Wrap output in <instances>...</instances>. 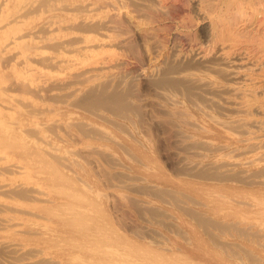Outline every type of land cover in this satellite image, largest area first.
<instances>
[{
  "label": "rangeland",
  "instance_id": "rangeland-1",
  "mask_svg": "<svg viewBox=\"0 0 264 264\" xmlns=\"http://www.w3.org/2000/svg\"><path fill=\"white\" fill-rule=\"evenodd\" d=\"M31 1L32 0H19V1L18 0H8L7 2V0H0V39L5 38L7 36L6 34L9 33L8 35H10L13 32L21 28L25 30L24 28H27V27L31 28V27L36 26L39 28L40 26V28L45 31V28H43L42 24H43V20L48 19L49 22H47L45 25L46 26L50 25L51 27H53L52 28L53 30L51 31L48 30L49 31L48 39H51V40L55 39V41L53 40L55 42V43L53 42L54 47H58L60 38L62 39L67 38V36L68 37L71 36L72 32L77 31V30H78V33H82L83 31L89 32L90 30L95 32L97 28L101 27L102 22L103 23L104 21L106 22L107 18H109L108 15L111 12L120 11L119 12L120 14L117 13L118 17L117 16L116 17L118 19L117 18L114 19L116 23L113 22V24L118 27L116 28L115 26V30L110 31L108 35H105L104 41L99 42L100 45H97L98 47L94 46L96 47V49L92 47L93 49L92 48L90 49H92L93 51L91 50L87 51V49L79 50L76 52V54L73 57L74 61L72 60V61H69L68 64L65 63L59 66L60 69L63 66L61 69L62 71L65 69V66L67 68L61 73L59 82L58 80H53L51 82V87L55 86L54 90L55 92H58L56 93V95L52 97L49 95L45 96L41 94L39 96L36 94L28 93L27 89H24L25 91L24 90L22 91L23 93L25 92L29 96H31L32 103L30 102V104L27 106V109L22 108L20 105L17 106L18 104L14 100L10 99V97H8L7 92L6 91L4 92V88H3L4 85L2 83L4 81H7V83L11 82V80L13 79L14 76L12 75L13 73L12 67L14 64H12V62L10 61L6 67L2 66L0 68L1 69L0 70V91H1L0 92V118L1 120H3V122L0 123L1 125L0 126V153H4L6 155V157L3 159L4 162L3 160L2 161L0 160V182H1L0 184H10V186L8 187L9 189L7 188L6 189L7 191L5 193H0V224H1L0 225V230H1L0 231V237H1L0 238V264H8V263L9 264H42V263L43 264H69V263L70 264H137L136 262H138V264H212V263L213 264H227V263L228 264H256V263L264 264V249H263L264 248V226H263L264 225V179H263L264 170H262V168L264 169V155L263 157L260 156L259 157L260 159H258V157L255 158L254 153H252L253 151L254 152L258 151L259 148L264 150V145H263L264 136L258 135V138H257V135H256V134H259L258 128L264 127V120L263 122L261 121L260 125L263 124L262 126H253V128L251 126V121L254 118L252 116H256L258 118L260 117L261 119H264V114L263 112H260V115L258 114L254 115L253 111L251 113L248 111V114H246L245 112L240 113L238 111V105L237 104L235 105L234 100H237V98L239 99V96H238L239 94H236L237 95V98H236V96H234V94L232 93L233 91H232V88L230 87L231 81L229 80L228 82L229 74L227 73L228 71L226 70V67L222 65L220 66L218 65L217 67H214L215 69L212 67L215 70V72H213V69H210V71L212 70L211 73L213 74V78L217 80V83H216L217 85L215 84V82H213L214 84L213 85L212 81L207 79L205 74H203L202 70L203 71L205 70L206 68L205 65L206 66H209L208 64L211 65L213 61H216V59L211 61L212 63L210 62L206 63L204 59H201V58L198 59L196 58V56L192 54L193 49H196L199 46L196 44H198L202 40V35L204 34V32H202L201 20L199 21L198 19L199 10L198 9L196 10L194 8L192 1L191 0H156L155 2V0L154 1L124 0L122 2L123 4L118 3V1L116 0H109V1L106 0L107 2L105 0H100V1L99 0L97 1L96 0H87V1L86 0H78V1L77 0H54V1L49 0L48 1L47 0L48 2H46V0H42V1L33 0L32 2ZM158 1L159 2L161 1L163 4L161 2L159 4ZM172 1L173 3L171 4ZM25 2H27V4L29 3L30 7L32 8L34 6L35 7L34 10L32 9L31 13H28L27 18H24L25 22L16 23V21H11L10 20L11 15L15 12V10H17V8L22 3H25ZM139 2H141L142 4H140ZM37 3H40V4H37ZM74 3H76L77 6L79 5L78 8H76L77 6H75ZM88 3L91 6L99 5L100 7L98 6V8H95V9H93L92 7L93 10L92 9L84 10L85 8L82 7L83 6L82 4H84L85 6ZM98 3H101V4H98ZM103 3L104 5L105 4L106 5L103 6L102 5ZM148 4L149 5L151 4V5L149 6ZM35 5H38L39 7L41 6L40 8H38L37 6L39 10L36 8ZM54 5L57 6L58 8L54 7ZM73 5L75 9L73 8ZM172 5H175V6H172ZM6 6L7 7L9 6V7L6 8ZM153 6L155 8H153ZM135 7H138L137 8L138 10ZM142 7L144 8V10ZM79 9L81 11H79ZM158 9L160 10V12L157 11ZM164 9H167V10H164ZM183 9H185V11ZM132 10H133V13H132ZM135 10L138 13L139 12L140 13L137 15H134L137 13ZM193 10L196 12H194ZM35 11H36V14H35ZM59 11H61V13ZM146 12H148V14L150 13L151 15L150 14L147 15ZM59 14L61 16H59ZM121 14H122V17H120ZM153 14L156 15L157 19L154 17ZM165 14L169 16H166ZM171 14H173L174 16ZM175 14H177L178 16L177 15L175 16ZM195 14L197 15L195 16ZM101 15H103L104 17ZM139 15H142L141 16L142 18ZM4 18L6 19V21L4 20ZM87 19L89 21H87ZM125 19L126 21H124ZM121 20L123 22H121ZM84 22L88 23L86 27H85ZM6 23H8L9 25ZM69 23L70 25H68ZM131 23L132 25H130ZM54 25L56 26V29ZM134 25L137 27H135ZM124 26L127 27L128 29H126ZM131 27L132 29H129ZM147 27H148V30H147ZM123 28L125 29V33H121L124 30ZM176 34H177V37H176ZM124 36L126 40H124ZM163 37L165 39H163ZM97 38L98 36L96 37L94 36L93 42H97L98 40ZM118 38L120 40L121 38H123V40H121L122 42L119 41ZM26 39H28V37ZM153 39H154V42H153ZM56 40L59 42H57ZM109 40L111 41V43ZM131 42L132 43L134 42L133 43L134 45L131 44ZM30 49L34 50V47ZM54 49L56 50L57 48H52L51 50L55 52ZM9 52L10 50H6L4 52L0 50V54L2 53L4 55H7V54L9 55L10 54ZM129 52H132L133 55L128 57V54L131 55ZM183 52H185L186 55ZM213 52H216V51L214 50ZM86 53L88 55H86ZM93 54L95 55V57H93L94 56ZM190 54L192 55V57ZM91 56L93 58H91ZM78 59L81 61H79ZM82 59H85L86 61ZM105 60L109 63V65H107V62ZM198 60H199V63L197 62ZM12 61L14 63V60ZM96 61L98 64L96 63ZM130 61H132L133 64L132 62L130 63ZM100 62L103 64L101 65ZM127 62L129 65L126 64ZM92 63H95L94 66ZM104 63L107 69L103 67ZM111 63L113 64V66L110 65ZM193 63L198 64V65H193ZM69 64L70 65L74 64V65L70 66ZM90 64H92V66ZM99 66L102 67L101 70H100L101 67ZM120 66H122L124 69L123 68L119 69ZM132 67H133V70H131ZM136 67L138 70L136 69ZM220 67L222 68L224 67L225 69L221 68L220 69L221 71L219 72ZM84 68H87V69L89 68V69L86 71H83ZM183 69H185V71L181 74L180 71ZM216 70L220 74L216 73ZM222 70L223 71L225 70L224 71L225 74L224 72L223 74H221ZM4 71L7 73V75ZM73 71L74 72L76 71V73H74ZM82 71L85 72V74ZM124 72H125V75H124ZM90 73H93V75L91 74L90 76ZM226 74L228 78L225 76ZM64 75L66 78L64 77ZM224 76L225 78H223ZM69 77H72V78H69ZM197 77H200V78H197ZM7 78H9L10 80ZM69 80L71 81L69 82ZM203 80H205V82L201 83L203 82ZM101 81L104 83H102ZM60 82L61 83L63 82V84L61 85ZM106 82L107 84H105ZM57 83H59L60 85H58ZM219 84L221 85L222 89L221 88L217 89V87H220ZM73 86H74V89H73ZM226 86L227 88H225ZM205 87H207V89ZM204 95H206V97ZM222 97L223 99H221ZM36 98L37 99L39 98L38 99L39 101ZM230 99H232L233 102ZM206 101L207 102L209 101L208 103L210 104H208ZM212 101H214L216 104ZM42 102H44L45 104ZM8 103H10L9 105L12 106V108L1 107L2 104H8ZM51 104H53V106ZM211 104H214V106ZM228 110L230 111L232 110V112H228ZM233 112L235 114H232ZM213 114L215 116H213ZM56 115L58 116V118ZM209 117L210 119L212 118V120H210ZM113 119L116 121H114ZM122 120L125 122H123ZM191 121L193 122V124ZM242 121H243V125H242ZM214 122H217V123H214ZM32 123L33 124L35 123L34 126ZM64 125H66V128L62 127ZM117 126L119 127L117 128ZM219 126L221 128H219ZM26 127L28 128L31 127V129H25ZM254 127H258V128L256 129ZM53 129L56 130V131L54 130L55 133L52 131ZM82 129L84 130L81 131ZM239 129L242 131H240ZM250 129H252L253 132H251ZM12 130L14 131L12 132ZM254 130H258V132L255 133ZM44 131H46L45 133L48 132L50 134L51 141L57 147L56 152H54L53 154H47L43 149H41L38 146V144L35 141H33L34 138H39L40 136H42L44 134L43 133ZM235 131H238V132L235 133ZM245 131H246V134L244 133ZM248 131H250L252 134H250V132ZM34 132L35 134H33ZM254 135L256 136V138ZM4 138L6 139L7 142L4 140ZM242 138L243 140H241ZM202 139H204V141H202ZM247 139H250V140L248 141ZM77 140L79 143L77 142ZM254 140H257V141H254ZM260 142L262 143V145H260L261 144ZM119 144L120 145L122 144L121 145L122 148ZM204 144L207 145L208 148H205L206 146ZM33 146L34 147L36 146V147L34 148ZM198 146H200V148ZM255 146L256 148L254 150ZM12 148L14 149V151ZM139 149L141 150L139 151ZM66 151H71V152L66 153ZM231 151L233 152L231 153ZM124 152L127 154H125ZM65 153L67 154V157H65ZM60 154L61 155L63 154L65 158L62 159L60 157ZM110 156H112V158ZM69 157H72L73 159L71 161H68L67 158ZM219 158L221 160H219ZM210 161L212 163H210ZM218 161H220L224 167ZM9 162H15L19 164L22 167V170H21L22 172H20L21 174L15 173L17 174L15 175L14 173L12 174L6 171L3 167L5 166V164ZM76 162L78 163L76 164ZM215 163H218V166ZM213 166L214 167L217 166V167H215L214 169ZM258 169L261 173L257 171ZM96 171H99V172H96ZM30 176L31 178H29ZM127 177H128V180H127ZM220 179H223V181ZM44 181H46V183ZM57 181H59V183H57ZM246 181L248 183H246ZM251 181L254 183H252ZM15 183L16 184L19 183V185H16ZM31 184L37 188L36 191L31 190L29 187L27 188V186L29 185L31 186ZM22 185L23 186L25 185L24 186L25 188H23ZM118 189L119 191L120 190L121 191L119 192ZM208 191L211 192L212 194L209 193ZM34 194L37 196L34 197ZM124 195H128V196H124ZM179 199L180 200L182 199V201H179ZM191 200L192 201L194 200V201L192 202ZM43 202L45 203L43 204ZM100 203H102V205ZM50 204L51 205L53 204V205L51 206ZM8 205L10 206L12 205L13 207H10ZM29 206H32V207H29ZM120 208H124V209H120ZM69 209L71 211L73 209V211L71 212ZM189 209L191 210L189 211ZM120 211L122 215L119 214ZM63 214H65L66 216ZM245 214H248V215H245ZM15 215L19 218H17ZM119 217H120V220H119ZM86 220L89 223L86 222ZM12 221H15V222L12 223ZM258 223L260 224V227ZM13 224H15L16 226ZM220 226L221 228H219ZM256 227H259V228L257 229ZM225 228L227 229L226 232H225ZM245 228H247L246 229L247 231L245 230ZM243 229L245 232L243 231ZM214 234L216 235L213 236ZM58 235L60 236L58 237ZM232 235L234 237H232ZM27 236H28V239H27ZM61 238H63V240ZM9 243H13L15 245V249L9 247L7 245ZM40 245H42V247H40ZM192 246H195L196 248ZM65 247H67L68 249ZM52 249L54 250L52 251ZM71 250L73 251L71 252ZM30 252H31V255L29 254ZM61 253L64 256H62ZM204 255H206V257Z\"/></svg>",
  "mask_w": 264,
  "mask_h": 264
},
{
  "label": "bare ground",
  "instance_id": "bare-ground-1",
  "mask_svg": "<svg viewBox=\"0 0 264 264\" xmlns=\"http://www.w3.org/2000/svg\"><path fill=\"white\" fill-rule=\"evenodd\" d=\"M19 1V0H18ZM33 1V0H32ZM31 1V2H32ZM42 1V0H41ZM49 1V0H48ZM47 0H46V2H48ZM54 1V0H53ZM78 1V0H77ZM87 1V0H86ZM97 1V0H96ZM100 1V0H99ZM106 1V0H105ZM109 1V0H108ZM116 1H118V3H122L124 0H116ZM151 1H154V0H151ZM192 1V4H193V6H194V8L197 10H199V17H198V19H199V21L201 20V23H202V32H204V34L202 35V40L198 43V41H197V43L198 44H196V45H199L196 49H193V52H192V54L194 55V56H196V58H201V59H204V61H206V63H212L211 61H213V60H215L216 59V61H213V63L210 65V64H208L209 66H206L205 64V70L203 71L202 70V72H203V74H205V76H206V78L207 79H209V80H211L212 81V84H213V82H215V84L217 83V80H215L214 78H213V74L211 73L212 72V70L210 71V69H213L214 67H217L218 65L220 66V65H222V66H224V67H226V70L228 71L227 73L229 74V79H228V82H229V80L231 81V85L233 86H231L230 85V87L232 88V93L234 94V96H236V98H237V95L236 94H239L238 96H239V99L237 98V100H234V103H235V105L237 104L238 105V111L240 112V113H242V112H245L246 114H248V111L251 113L252 111H253V113H254V115L255 114H258V115H260V112H263V114H264V0H191ZM2 2V1H1ZM7 2H8V0H7ZM28 2V1H27ZM27 2H25V3H22L18 8H17V10H15V12L11 15V17H10V20L11 21H16V23L18 22V23H21V22H25V20H24V18H27V16H28V13H31V10L33 9L34 10V6H33V8L32 7H30V5H29V3L27 4ZM36 2H38V1H36ZM40 2V1H39ZM52 2V1H51ZM107 2V1H106ZM128 2V1H127ZM155 2H156V0H155ZM159 2V1H158ZM161 2V1H160ZM160 2H159V4H160ZM179 2V1H178ZM183 2V1H182ZM187 2V1H186ZM5 3V2H4ZM20 3V2H19ZM43 3H45V2H43ZM63 3V2H62ZM140 4H142L141 2H139ZM151 3H153V2H151ZM162 3V2H161ZM170 3V2H169ZM168 3V4H169ZM173 3V1L171 2V4ZM10 4V3H9ZM15 4V3H14ZM37 4H40V3H37ZM54 4V3H53ZM52 4V5H53ZM72 4V3H71ZM78 4V3H77ZM98 4H101V3H98ZM109 4H111V3H109ZM123 4V3H122ZM121 4V5H122ZM127 4V3H126ZM125 4V5H126ZM129 4V3H128ZM137 4V3H136ZM163 4V3H162ZM167 4V5H168ZM180 4V3H179ZM178 4V5H179ZM184 4H185V2H184ZM1 5H2V3H1ZM51 5V6H52ZM69 5V4H68ZM74 5L75 6H77L76 5V3H74ZM74 5H73V8L75 9V7H74ZM83 6V8H85L84 10H91L92 9V7H93V9H95V8H98V6L99 5H97V6H91L89 3L88 4H86L85 6H84V4H82ZM103 6H105L104 5V3L102 4ZM145 5V4H144ZM149 5V4H148ZM151 5V4H150ZM149 5V6H150ZM154 5H156V4H154ZM187 5V4H186ZM188 5H189V3H188ZM15 6V5H14ZM36 6V8H37V6L38 5H35ZM79 6V5H78ZM78 6L76 7V8H78ZM139 6V5H138ZM143 6V5H142ZM159 6V5H158ZM172 6H175V5H172ZM191 6V5H190ZM192 6V7H193ZM9 7V6H8ZM7 6H6V8H8ZM41 7V6H40ZM39 6H38V8H40ZM48 7V6H47ZM54 7H57V6H55L54 5ZM100 7V6H99ZM102 7V6H101ZM126 7H128V6H126ZM126 7H124V8H126ZM160 7V6H159ZM161 7H163V6H161ZM170 7V6H169ZM5 8V9H6ZM37 8V9H38ZM50 8V7H49ZM48 8V9H49ZM58 8V7H57ZM65 8V7H64ZM69 8V7H68ZM81 8V7H80ZM131 8V7H130ZM136 9L138 8V7H135ZM140 8V7H139ZM143 8V7H142ZM147 8V7H146ZM151 8V7H150ZM153 8H155L154 6H153ZM165 8V7H164ZM185 8V7H184ZM42 9V8H41ZM66 9H67V7H66ZM73 9V10H74ZM82 9V8H81ZM92 9V10H93ZM101 9V8H100ZM116 9V8H115ZM121 9V8H120ZM122 9H123V7H122ZM132 9V8H131ZM130 9V10H131ZM148 9V8H147ZM163 9V8H162ZM161 9V10H162ZM173 9V8H172ZM194 9V10H195ZM2 10V9H1ZM39 10V9H38ZM53 10H55V9H53ZM61 10H62V8H61ZM104 10V9H103ZM117 10V9H116ZM138 10V9H137ZM143 10H144V8H143ZM164 10H167V9H164ZM175 10V9H174ZM184 11H185V9H183ZM182 10V11H183ZM189 10V9H188ZM187 10V11H188ZM193 10V11H194ZM4 11V10H3ZM11 11V10H10ZM14 11V10H13ZM37 11V10H36ZM36 11H35V14H36ZM47 11V10H46ZM79 11H81L80 9H79ZM110 11V10H109ZM124 11V10H123ZM136 11V10H135ZM141 11V10H140ZM146 11V10H145ZM153 11V10H152ZM155 11V10H154ZM157 11H159L160 12V10L158 9ZM163 11V10H162ZM192 11V10H191ZM41 12H42V10H41ZM43 12H44V10H43ZM48 12V11H47ZM60 13H61V11H59ZM64 12V11H63ZM72 12V11H71ZM77 12V11H76ZM93 12V11H92ZM120 12V11H119ZM118 11H115V12H111L108 16H109V18H107V20H106V22L104 21V23L102 22V24H103V26H102V24H101V27L100 28H97L96 30H95V32L94 31H89V32H87V31H83L82 33H78V30L77 31H74V32H72V34H71V36H67V38H60V42L59 41H57V42H59L58 44H59V46L58 47H54V41H55V39H53V40H51V39H48L49 38V35H48V32L49 31H51V30H53L52 28L53 27H51L50 25H45L47 22H49V20L47 19V20H43V24H42V26H43V28H45V31L43 30V29H41L40 28V26H39V28L38 27H36V26H34V27H31V28H29V27H27V28H24L25 30H23L22 28L21 29H19V30H17V31H15V32H13L12 34H10V35H8V34H6L7 36L5 37V38H1L0 39V50L1 51H6V50H10V54L8 55H4V54H0V68L2 67V66H4V67H6L7 66V64L11 61L12 62V64H14L13 65V73H12V75L14 76L13 77V79L11 80V82H8L7 83V81H4L2 84L4 85V92L6 91L7 92V94H8V97H10V99H12V100H14L18 105L17 106H21L22 108H24V109H27V106L30 104V102L32 101L31 100V96H29L27 93H23L22 91L24 90V89H27V91H28V93H31V94H36V95H49V96H54V95H56V93H58V92H55V90H54V88H55V86H53V87H51V82L53 81V80H58V82H59V80H60V77H61V73L67 68L65 65V69L62 71L61 69H62V67H61V69L59 68V66H61L62 64H65V63H67L68 64V62L69 61H72L73 60V57H74V55L76 54V52L77 51H79V50H82V49H87V51H89V50H91V51H93L92 49V47H94V46H97V45H100V43L99 42H101V41H104V36L105 35H108V33H110V31H113V30H115V26L116 25H114L113 24V22H115L114 21V19H116L117 17H118V14L117 13H119ZM122 12V11H121ZM125 12V11H124ZM137 12V11H136ZM173 12V11H172ZM194 12H196V11H194ZM53 13V12H52ZM69 13V12H68ZM87 13V12H86ZM85 13V14H86ZM107 13V12H106ZM123 13V12H122ZM129 13V12H128ZM132 13H133V10H132ZM140 13V12H139ZM138 12L136 13V14H134V15H137V14H139ZM153 13V12H152ZM156 13V12H155ZM158 13V12H157ZM186 13V12H185ZM185 13H184V15H185ZM192 13V12H191ZM34 14V13H33ZM71 14V13H70ZM84 14V15H85ZM102 14V13H101ZM120 14V13H119ZM127 14V13H126ZM130 14V13H129ZM146 14L147 15H149L148 14V12H146ZM167 14V13H166ZM165 14V15H166ZM188 14V13H187ZM10 15V14H9ZM42 15V14H41ZM49 15H51V14H49ZM54 15V14H53ZM64 15V14H63ZM87 15V14H86ZM91 15V14H90ZM151 15V14H150ZM154 15V14H153ZM171 15H173V14H171ZM170 15V16H171ZM177 14H175V16H176ZM181 15V14H180ZM197 14H195V16H196ZM36 16V15H35ZM59 16H61L60 14H59ZM100 16V15H99ZM101 16H103V15H101ZM117 16V17H116ZM127 16V15H126ZM140 17L142 16V15H139ZM138 16V17H139ZM166 16H169V15H166ZM174 16V15H173ZM178 16V15H177ZM192 16V15H191ZM84 17V16H83ZM82 17V18H83ZM104 17V16H103ZM120 17H122V14H121V16ZM132 17V16H131ZM138 17H137V19H138ZM154 17L156 18V15H154ZM153 17V18H154ZM161 17V16H160ZM181 17V16H180ZM184 17V16H183ZM189 17V16H188ZM69 18H71V17H69ZM86 18V17H85ZM92 18V17H91ZM126 18V17H125ZM142 18V17H141ZM143 18H144V16H143ZM158 18H159V16H158ZM165 18V17H164ZM176 18V17H175ZM174 18V19H175ZM187 18V17H186ZM191 18V17H190ZM3 19V18H2ZM45 19V18H44ZM95 19V18H94ZM102 19V18H101ZM118 19V18H117ZM124 19V18H123ZM127 19H129V18H127ZM157 19V18H156ZM161 19V18H160ZM182 19V18H181ZM193 19V18H192ZM4 20L6 21V19L4 18ZM63 20V19H62ZM70 20V19H69ZM79 20H80V18H79ZM78 20V21H79ZM97 20H98V18H97ZM133 20V19H132ZM163 20V19H162ZM190 20V19H189ZM42 21V20H41ZM54 21V20H53ZM71 21V20H70ZM86 21V20H85ZM87 21H89L88 19H87ZM86 21V22H87ZM91 21V20H90ZM94 21V20H93ZM103 21V20H102ZM124 21H126V19L124 20ZM131 21V20H130ZM130 21H129V23H130ZM139 21V20H138ZM144 21V20H143ZM156 21V20H155ZM159 21V20H158ZM184 21V20H183ZM1 22H2V20H1ZM7 22H8V20H7ZM52 22V21H51ZM77 22V21H76ZM80 22H82V21H80ZM95 22V21H94ZM99 22V21H98ZM117 22H118V20H117ZM120 22V21H119ZM121 22H123L122 20H121ZM133 22V21H132ZM140 22V21H139ZM154 22V21H153ZM162 22V21H161ZM180 22H181V20H180ZM85 23V22H84ZM84 23H83V25H84ZM116 23V22H115ZM126 23V22H125ZM134 23V22H133ZM147 23V22H146ZM184 23V22H183ZM189 23V22H188ZM6 24H8V23H6ZM12 24V23H11ZM14 24H15V22H14ZM49 24V23H48ZM51 24V23H50ZM74 24V23H73ZM80 24V23H79ZM88 23H85V27H86V25H87ZM89 24H91V23H89ZM124 24V23H123ZM151 24V23H150ZM167 24V23H166ZM190 24V23H189ZM1 25H2V23H1ZM9 25V24H8ZM65 25H66V23H65ZM64 25V26H65ZM68 25H70V23L68 24ZM96 25H97V23H96ZM119 25V24H118ZM128 25V24H127ZM130 25H132V23L130 24ZM137 25V24H136ZM142 25H143V23H142ZM163 25V24H162ZM165 25V24H164ZM191 25H192V23H191ZM38 26V25H37ZM55 26V25H54ZM120 26V25H119ZM135 26V25H134ZM138 26V25H137ZM137 26H135V27H137ZM149 26H151V25H149ZM60 27V26H59ZM67 27V26H66ZM69 27V26H68ZM74 27V26H73ZM82 27V26H81ZM87 27H89V26H87ZM118 26H116V28H117ZM122 27V26H121ZM125 27V26H124ZM129 27V26H128ZM156 27V26H155ZM6 28V27H5ZM8 28V27H7ZM63 28V27H62ZM80 28V27H79ZM126 29H128L127 27H125ZM182 28H184V27H182ZM194 28V27H193ZM200 28V27H199ZM3 29H4V27H3ZM10 29V28H9ZM26 29H28V30H26ZM39 29H41V30H39ZM55 29H56V26H55ZM61 29V28H60ZM70 29V28H69ZM85 29V28H84ZM90 29H91V27H90ZM119 29H120V27H119ZM124 29V28H123ZM129 29H132V27L131 28H129ZM138 29V28H137ZM142 29V28H141ZM188 29H190V28H188ZM16 30V29H15ZM49 30V31H48ZM64 30H65V28H64ZM94 30V29H93ZM140 30V29H139ZM147 30H148V27H147ZM151 30V29H150ZM157 30V29H156ZM161 30V29H160ZM164 30V29H163ZM166 30V29H165ZM198 30V29H197ZM63 31V30H62ZM72 31H73V29H72ZM117 31V30H116ZM116 31H115V33H116ZM119 31H121V30H119ZM132 31V30H131ZM153 31V30H152ZM68 32V31H67ZM69 32H70V30H69ZM87 32V33H86ZM189 32V31H188ZM61 33H63V32H61ZM95 33V34H94ZM113 33V32H112ZM121 33H125V29L123 30V32H121ZM179 33H180V31H179ZM183 33H185V32H183ZM2 34H3V32H2ZM120 34V33H119ZM141 34V33H140ZM155 34H156V32H155ZM202 34V33H201ZM114 35V34H113ZM116 35V34H115ZM118 35V34H117ZM125 35V34H124ZM128 35V34H127ZM135 35V34H134ZM147 35V34H146ZM192 35V34H191ZM195 35V34H194ZM94 36L96 37V36H98V40H97V42H93V38H94ZM111 36V35H110ZM144 36V35H143ZM152 36V35H151ZM179 36V35H178ZM197 36V35H196ZM28 37V39H26ZM117 37V36H116ZM127 37V36H126ZM138 37V36H137ZM155 37V36H154ZM176 37H177V34H176ZM181 37V36H180ZM58 38V37H57ZM139 38V37H138ZM144 38V37H143ZM196 38V37H195ZM96 39V38H95ZM110 39V38H109ZM128 39H129V37H128ZM146 39V38H145ZM163 39H165L164 37H163ZM187 39V38H186ZM199 39V38H198ZM84 40V41H83ZM118 40L119 41H121V40H123V38H121V40L118 38ZM124 40H126L125 39V36H124ZM96 41V40H95ZM110 41V40H109ZM119 41H118V43H119ZM131 41H133V40H131ZM158 41V40H157ZM30 42V43H29ZM54 42V43H53ZM114 42V41H113ZM122 42V41H121ZM153 42H154V39H153ZM181 42H183V41H181ZM110 43H111V41H110ZM134 43V42H133ZM132 42H131V44H133ZM57 44V43H56ZM55 44V45H56ZM108 44V43H107ZM115 44H116V42H115ZM181 44H183V43H181ZM102 45V44H101ZM111 45H113V44H111ZM118 45H120V44H118ZM117 45V46H118ZM134 45V44H133ZM165 45V44H164ZM193 45V44H192ZM192 45H191V47H192ZM105 46V45H104ZM110 46V45H109ZM127 46H129V45H127ZM186 46V45H185ZM34 47V50H31L30 48H33ZM98 47V46H97ZM112 47V46H111ZM52 48H57L56 50H55V52H53L51 49ZM90 48H92V49H90ZM95 49H96V47H94ZM118 48V47H117ZM124 48V47H123ZM130 48V47H129ZM133 48V47H132ZM15 49V50H14ZM104 49V48H103ZM110 49V48H109ZM125 49V48H124ZM134 49V48H133ZM137 49V48H136ZM101 50V49H100ZM122 50V49H121ZM120 50V51H121ZM161 50V49H160ZM159 50V51H160ZM216 51V52H213V51ZM117 51V50H116ZM32 52V53H31ZM81 52V51H80ZM119 52V51H118ZM117 52V53H118ZM133 52V51H132ZM132 52H129L131 55H129L128 53V57L129 56H132L133 54H132ZM181 52V51H180ZM213 52V53H212ZM30 53V54H29ZM120 53H122V52H120ZM168 53V52H167ZM182 53V52H181ZM184 54H185V52H183ZM92 54V53H91ZM90 54V55H91ZM109 54V53H108ZM115 54H116V52H115ZM114 54V55H115ZM82 55H83V53H82ZM81 55V56H82ZM86 55H88L87 53H86ZM94 55V54H93ZM123 55V54H122ZM186 55V54H185ZM184 55V56H185ZM191 55V54H190ZM116 56V55H115ZM114 56V57H115ZM117 56H118V54H117ZM138 56V55H137ZM161 56V55H160ZM57 59H55V58ZM77 57V56H76ZM93 57H95V55L93 56ZM92 56H91V58H93ZM123 57V56H122ZM124 57H126V56H124ZM135 57V56H134ZM164 57V56H163ZM181 57V56H180ZM186 57V56H185ZM188 57V56H187ZM191 57H192V55H191ZM82 58V57H81ZM87 58V57H86ZM106 58V57H105ZM110 58V57H109ZM119 58V57H118ZM190 58V57H189ZM194 58V57H193ZM213 58V59H212ZM77 59V58H76ZM102 59V58H101ZM122 59V58H121ZM128 59V58H127ZM151 59V58H150ZM154 59V58H153ZM12 60H14V63H13V61ZM79 60V59H78ZM82 60H85V59H82ZM118 60V59H117ZM74 61V60H73ZM79 61H81V60H79ZM86 61V60H85ZM85 61H84V63H85ZM99 61V60H98ZM101 61V60H100ZM106 61V60H105ZM121 61V60H120ZM126 61V60H125ZM179 61V60H178ZM91 62V61H90ZM107 62V61H106ZM111 62V61H110ZM129 62V61H128ZM128 62L126 63L127 65H129L128 64ZM132 61H130V63H131ZM193 62V61H192ZM195 62V61H194ZM198 63H199V60L197 61ZM81 63V62H80ZM83 63V62H82ZM96 63H97V61H96ZM101 63V62H100ZM136 63V62H135ZM203 63V62H202ZM205 63V62H204ZM11 64V65H12ZM93 64V66H94V64L95 63H92ZM92 64H90L91 66H92ZM98 64V63H97ZM103 63H101V65H102ZM132 64H133V62H132ZM70 65V64H69ZM74 64H72V65H70V66H73ZM76 65V64H75ZM107 65H109V63L107 62ZM110 65H112L113 66V64L111 63ZM137 65V64H136ZM182 65V64H181ZM193 65H198V64H195V63H193ZM203 65V64H202ZM201 65V66H202ZM106 65H105V63H104V65H103V67H105ZM118 66V65H117ZM116 66V67H117ZM135 66V65H134ZM138 66V65H137ZM76 67V66H75ZM85 67V66H84ZM96 67H98V66H96ZM99 67H101V66H99ZM127 67V66H126ZM129 67V66H128ZM197 67V66H196ZM213 67V68H212ZM223 67V68H224ZM73 68V67H72ZM81 68H82V66H81ZM120 68H123L122 66H120L119 67V69ZM193 68V67H192ZM195 68V67H194ZM222 67H220L219 68V72L221 71L220 69H221ZM222 68V69H223ZM7 69V68H6ZM89 69V68H88ZM87 68H84V70L83 71H86V70H88ZM91 69V68H90ZM102 69V67L100 68V70ZM105 69H107L106 67H105ZM118 69V68H117ZM116 69V70H117ZM124 69V68H123ZM127 69H129V68H127ZM136 69H137V67H136ZM189 69V68H188ZM215 69V68H214ZM213 69V72H215V70ZM217 69V68H216ZM225 69V68H224ZM1 70V69H0ZM75 70H77V69H75ZM94 70V69H93ZM104 70V69H103ZM110 70V69H109ZM125 70H126V68H125ZM131 70H133V67H132V69ZM138 70V69H137ZM192 70V69H191ZM196 70V69H195ZM198 70H199V68H198ZM7 71V70H6ZM72 71V70H71ZM82 71V72H83ZM129 71V70H128ZM185 71V69H183V70H181L180 71V73L182 74L183 72ZM187 71V70H186ZM225 71V70H224ZM223 70H222V73L221 74H223V72H224ZM2 72V71H1ZM5 72V71H4ZM74 72V71H73ZM78 72V71H77ZM89 72H91V71H89ZM97 72V71H96ZM102 72V71H101ZM105 72H107V71H105ZM112 72V71H111ZM115 72V71H114ZM121 72H123V71H121ZM126 72V71H125ZM125 72H124V75H125ZM137 72V71H136ZM168 72V71H167ZM196 72H198V71H196ZM6 73V72H5ZM10 73V72H9ZM8 73V74H9ZM74 73H76V71L74 72ZM84 74H85V72H83ZM131 73H132V71H131ZM130 73V74H131ZM138 73V72H137ZM193 73V72H192ZM216 73H218L217 72V70H216ZM4 74V73H3ZM71 74V73H70ZM79 74H81V73H79ZM91 74L93 75V73H90V76H91ZM94 74H95V72H94ZM97 74V73H96ZM103 74V73H102ZM113 74V73H112ZM121 74V73H120ZM123 74V73H122ZM218 74H220V73H218ZM224 74H225V72H224ZM6 75H7V73H6ZM11 75V76H12ZM83 75V74H82ZM88 75V74H87ZM98 75V74H97ZM96 75V76H97ZM105 75V74H104ZM146 75V74H145ZM197 75V74H196ZM70 76H72V75H70ZM78 76V75H77ZM89 76V75H88ZM101 76H103V75H101ZM100 76V77H101ZM108 76V75H107ZM114 76V75H113ZM112 76V77H113ZM121 76V75H120ZM226 77H227V74L225 75ZM225 76L223 77V78H225ZM4 77H5V75H4ZM9 77H10V75H9ZM64 77H65V75H64ZM106 77V76H105ZM104 77V78H105ZM126 77H127V75H126ZM181 77V76H180ZM186 77V76H185ZM201 77V76H200ZM200 77H197V78H200ZM66 78V77H65ZM69 78H72V77H69ZM94 78V77H93ZM98 78V77H97ZM96 78V79H97ZM202 78V77H201ZM228 78V77H227ZM7 79H9V78H7ZM74 79V78H73ZM92 79V78H91ZM110 79V78H109ZM115 79V78H114ZM188 79V78H187ZM203 79V78H202ZM221 79V78H220ZM10 80V79H9ZM75 80V79H74ZM73 80V81H74ZM78 80V79H77ZM88 80V79H87ZM102 80V79H101ZM178 80V79H177ZM180 80V79H179ZM201 80V79H200ZM223 80V79H222ZM62 81H63V79H62ZM71 80H69V82H70ZM79 81V80H78ZM93 81V80H92ZM111 81V80H110ZM118 81V80H117ZM199 81V80H198ZM2 82V81H1ZM66 82H68V81H66ZM87 82V81H86ZM96 82V81H95ZM97 82H98V80H97ZM102 82V81H101ZM108 82V81H107ZM107 82L105 83V84H107ZM193 82V81H192ZM205 82V80H203V82H201V83H204ZM208 82V81H207ZM206 82V83H207ZM55 83V82H54ZM61 83V82H60ZM65 83V82H64ZM81 83V82H80ZM102 83H104V82H102ZM110 83V82H109ZM118 83V82H117ZM167 83V82H166ZM200 83V84H201ZM210 83V82H209ZM208 83V84H209ZM58 85H60L59 83H57ZM63 84V82L61 83V85ZM67 84V83H66ZM113 84V83H112ZM221 84V83H220ZM219 84V85H220ZM72 85H73V83H72ZM82 85V84H81ZM92 85H93V83H92ZM95 85V84H94ZM204 85V84H203ZM202 85V86H203ZM206 85V84H205ZM214 85V84H213ZM217 85V84H216ZM57 86V85H56ZM71 86V85H70ZM100 86V85H99ZM189 86V85H188ZM228 86V85H227ZM227 86L225 87V88H227ZM86 87H88V86H86ZM94 87V86H93ZM199 87V86H198ZM216 87V86H215ZM229 87V86H228ZM57 88V87H56ZM64 88V87H63ZM66 88V87H65ZM100 88V87H99ZM98 88V89H99ZM206 89H207V87H205ZM221 88V85H220V87H217V89H220ZM60 89H62V88H60ZM71 89V88H70ZM73 89H74V86H73ZM77 89V88H76ZM75 89V90H76ZM87 89V88H86ZM89 89H91V88H89ZM94 89V88H93ZM215 89V88H214ZM222 89V88H221ZM57 90V89H56ZM88 90V89H87ZM100 90V89H99ZM103 90V89H102ZM102 90H101V92H102ZM199 90V89H198ZM216 90V89H215ZM21 91V92H20ZM25 91V90H24ZM26 91V92H27ZM64 91V90H63ZM93 91H95V90H93ZM204 91V90H203ZM1 92V91H0ZM86 92V91H85ZM97 92H99V91H97ZM220 92V91H219ZM227 92V91H226ZM230 92V91H229ZM235 92V93H234ZM260 92H261V94H260ZM62 93V92H61ZM60 93V94H61ZM68 93V92H67ZM167 93V92H166ZM200 93V92H199ZM222 93V92H221ZM108 94V93H107ZM172 94H174V93H172ZM198 94V93H197ZM209 94V93H208ZM224 94V93H223ZM230 94V93H229ZM74 95H75V93H74ZM216 95V94H215ZM220 95V94H219ZM218 95V96H219ZM231 95V94H230ZM44 96V97H45ZM48 96V97H49ZM85 96V95H84ZM205 97H206V95H204ZM222 96V95H221ZM65 97V96H64ZM70 97V96H69ZM173 97V96H172ZM208 97V96H207ZM210 97V96H209ZM227 97V96H226ZM3 98V97H2ZM41 98V97H40ZM74 98V97H73ZM142 98V97H141ZM169 98V97H168ZM201 98V97H200ZM214 98V97H213ZM218 98V97H217ZM228 98V97H227ZM226 98V99H227ZM235 98V99H236ZM37 99V98H36ZM39 99V98H38ZM37 99V100H38ZM42 99H44V98H42ZM46 99V98H45ZM72 99V98H71ZM75 99V98H74ZM221 99H223V97L221 98ZM225 99V100H226ZM6 100H8V99H6ZM41 100V99H40ZM120 100V99H119ZM123 100V99H122ZM175 100V99H174ZM179 100V99H178ZM231 101H232V99H230ZM39 101V100H38ZM52 101V100H51ZM168 101V100H167ZM173 101V100H172ZM201 101V100H200ZM12 102V101H11ZM34 102V101H33ZM74 102V101H73ZM82 102V101H81ZM80 102V103H81ZM174 102V101H173ZM177 102V101H176ZM207 102V101H206ZM205 102V103H206ZM209 102V101H208ZM207 102V103H208ZM212 102H214V101H212ZM220 102V101H219ZM218 102V103H219ZM227 102V101H226ZM233 102V101H232ZM13 103V102H12ZM32 103V102H31ZM42 103H44V102H42ZM49 103V102H48ZM54 103V102H53ZM63 103V102H62ZM71 103V102H70ZM79 103V104H80ZM199 103H201V102H199ZM215 103V102H214ZM230 103V102H229ZM10 103H8V104H2V106L1 107H4V108H12V106H10L9 105ZM34 104V103H33ZM45 104V103H44ZM84 104V103H83ZM208 104H210V103H208ZM216 104V103H215ZM222 104V103H221ZM14 105V104H13ZM50 105V104H49ZM52 106H53V104H51ZM59 105V104H58ZM71 105V104H70ZM82 105V104H81ZM196 105V104H195ZM202 105V104H201ZM211 105H213L214 106V104H211ZM232 105V104H231ZM78 106V105H77ZM154 106H156V105H154ZM200 106V105H199ZM204 106V105H203ZM217 106V105H216ZM219 106V105H218ZM221 106H223V105H221ZM225 106V105H224ZM59 107V106H58ZM94 107V106H93ZM100 107V106H99ZM103 107V106H102ZM141 107V106H140ZM202 107V106H201ZM227 107V106H226ZM235 107V106H234ZM3 108V109H4ZM32 108V107H31ZM39 108V107H38ZM76 108H78V107H76ZM96 108V107H95ZM158 108V107H157ZM205 108V107H204ZM220 108V107H219ZM222 108V107H221ZM64 109V108H63ZM91 109V108H90ZM6 110V109H5ZM9 110V109H8ZM97 110V109H96ZM157 110V109H156ZM201 110V109H200ZM1 111H2V109H1ZM10 111H11V109H10ZM16 111H17V109H16ZM58 111H60V110H58ZM57 111V112H58ZM77 111V110H76ZM98 111V110H97ZM203 111V110H202ZM211 111V110H210ZM234 111V110H233ZM14 112V111H13ZM25 112V111H24ZM218 112V111H217ZM221 112V111H220ZM227 112V111H226ZM228 112H232V110L230 111V110H228ZM3 113V112H2ZM56 113V112H55ZM204 113V112H203ZM208 113V112H207ZM249 113V114H250ZM252 113V114H253ZM9 114H11V113H9ZM21 114V113H20ZM24 114V113H23ZM53 114V113H52ZM65 114V113H64ZM68 114H70V113H68ZM75 114V113H74ZM209 114V113H208ZM207 114V115H208ZM221 114V113H220ZM231 114V113H230ZM232 114H235L234 112L232 113ZM50 115V114H49ZM59 115V114H58ZM237 115V114H236ZM3 116V115H2ZM16 116V115H15ZM20 116V115H19ZM18 116V117H19ZM33 116V115H32ZM57 116V115H56ZM61 116V115H60ZM66 116V115H65ZM74 116V115H73ZM76 116V115H75ZM209 116V115H208ZM213 116H215L214 114H213ZM12 117V116H11ZM100 117V116H99ZM101 117H103V116H101ZM235 117V116H234ZM250 117V116H249ZM252 117H254L253 118V120L251 121V126H252V128H253V126H262V125H260L261 124V121L263 122V120L264 119H261L260 117L258 118V117H256V116H252ZM251 117V118H252ZM57 118H58V116H57ZM75 118V117H74ZM78 118V117H77ZM143 118V117H142ZM241 118V117H240ZM10 119V118H9ZM20 119V118H19ZM52 119V118H51ZM209 119H210V117H209ZM217 119V118H216ZM219 119H220V117H219ZM244 119V118H243ZM24 120V119H23ZM31 120V119H30ZM35 120V119H34ZM43 120V119H42ZM45 120V119H44ZM56 120V119H55ZM58 120V119H57ZM75 120V119H74ZM114 120V119H113ZM119 120V119H118ZM117 120V121H118ZM197 120V119H196ZM210 120H212V118L210 119ZM223 120V119H222ZM221 120V121H222ZM228 120H230V119H228ZM236 120H238V119H236ZM5 121V120H4ZM41 121V120H40ZM93 121V120H92ZM114 121H116V120H114ZM123 121V120H122ZM205 121V120H204ZM213 121H214V119H213ZM216 121V120H215ZM218 121V120H217ZM220 121V120H219ZM235 121V120H234ZM248 121H250V120H248ZM247 121V122H248ZM1 122H3V120H1V118H0V123ZM55 122V121H54ZM70 122V121H69ZM69 122H68V124H69ZM81 122V121H80ZM123 122H125V121H123ZM123 122H121V123H123ZM173 122V121H172ZM192 122V121H191ZM198 122V121H197ZM200 122V121H199ZM226 122V121H225ZM244 122H246V121H244ZM26 123V122H25ZM56 123V122H55ZM54 123V124H55ZM60 123H61V121H60ZM102 123V122H101ZM112 123V122H111ZM120 123V124H121ZM206 123V122H205ZM214 123H217V122H214ZM224 123V122H223ZM250 123V122H249ZM6 124H7V122H6ZM14 124V123H13ZM17 124V123H16ZM33 124V123H32ZM31 124V125H32ZM35 124V123H34ZM34 124H33V126H34ZM67 124V123H66ZM119 124V123H118ZM192 124H193V122H192ZM199 124V123H198ZM231 124V123H230ZM240 124V123H239ZM245 124V123H244ZM11 125V124H10ZM25 125V124H24ZM60 125V124H59ZM63 125V124H62ZM71 125V124H70ZM87 125V124H86ZM114 125V124H113ZM124 125V124H123ZM201 125V124H200ZM217 125V124H216ZM236 125V124H235ZM242 125H243V121H242ZM1 126V125H0ZM55 126V125H54ZM53 126V127H54ZM196 126V125H195ZM198 126V125H197ZM233 126V125H232ZM237 126H239V125H237ZM14 127V126H13ZM23 127V126H22ZM56 127V126H55ZM62 127H64V128H66V125H64V126H62ZM69 127V126H68ZM77 127V126H76ZM79 127V126H78ZM80 127H81V125H80ZM119 126H117V128H118ZM227 127H229V126H227ZM234 127V126H233ZM248 127H249V125H248ZM3 128V127H2ZM5 128H6V126H5ZM4 128V129H5ZM11 128V127H10ZM38 128V127H37ZM60 128V127H59ZM92 128V127H91ZM122 128V127H121ZM195 128V127H194ZM205 128V127H204ZM219 128H221L220 126H219ZM224 128V127H223ZM231 128V127H230ZM254 128H258V127H254ZM25 129H31V127L30 128H28V127H26ZM73 129V128H72ZM87 129V128H86ZM209 129V128H208ZM233 129V128H232ZM235 129V128H234ZM237 129V128H236ZM24 130V129H23ZM54 130L55 129H53L52 131L54 132ZM84 129H82L81 131H83ZM238 130V129H237ZM240 130V129H239ZM247 130V129H246ZM249 130V129H248ZM251 130V132H253V130L252 129H250ZM258 130H259V132H258ZM258 130H254V132L255 133H259V134H256L257 135V138H258V135H260V136H264V127H262V128H258ZM3 131V130H2ZM9 131V130H8ZM14 130H12V132H13ZM31 131V130H30ZM56 131V130H55ZM65 131H67V130H65ZM205 131V130H204ZM234 131V130H233ZM232 131V132H233ZM240 131H242V130H240ZM26 132V131H25ZM29 132V131H28ZM46 131H44L43 133V135L42 136H40L39 138H34V140L33 141H35L37 144H38V146L41 148V149H43L47 154H53L54 152H56V150H57V147L53 144V142L51 141V137H50V134L47 132V133H45ZM108 132V131H107ZM236 132H238V131H235V133ZM248 132H250V131H248ZM250 132V134H252ZM19 133V132H18ZM23 133V132H22ZM55 133V132H54ZM88 133V132H87ZM101 133V132H100ZM159 133V132H158ZM166 133V132H165ZM209 133V132H208ZM213 133V132H212ZM245 134H246V131L244 132ZM32 134V133H31ZM33 134H35V132L33 133ZM37 134V133H36ZM214 134V133H213ZM220 134V133H219ZM244 134V135H245ZM249 134V133H248ZM8 135V134H7ZM18 135V134H17ZM28 135V134H27ZM98 135V134H97ZM188 135V134H187ZM225 135V134H224ZM237 135V134H236ZM38 136V135H37ZM241 136V135H240ZM252 136V135H251ZM255 136V135H254ZM253 136V137H254ZM9 137V136H8ZM72 137V136H71ZM73 138V137H72ZM86 138V137H85ZM84 138V139H85ZM98 138V137H97ZM100 138V137H99ZM108 138V137H107ZM110 138V137H109ZM119 138H121V137H119ZM221 138V137H220ZM247 138V137H246ZM255 138H256V136H255ZM264 138V137H263ZM55 139V138H54ZM63 139V138H62ZM116 139V138H115ZM159 139V138H158ZM205 139V138H204ZM204 139H202V141H204ZM4 140L6 141V139L4 138ZM19 140V139H18ZM25 140H27V139H25ZM74 140V139H73ZM105 140V139H104ZM107 140V139H106ZM109 140V139H108ZM121 140V139H120ZM208 140H210V139H208ZM241 140H243V138L241 139ZM240 140V141H241ZM248 141L250 140V139H247ZM9 141V140H8ZM66 141V140H65ZM81 141V140H80ZM89 141V140H88ZM207 141V140H206ZM229 141V140H228ZM254 141H257V140H254ZM260 141H262V140H260ZM7 142V141H6ZM28 142H30V141H28ZM77 142H78V140H77ZM113 142V141H112ZM180 142V141H179ZM200 142H201V140H200ZM213 142V141H212ZM264 142V141H263ZM23 143V142H22ZM66 143V142H65ZM79 143V142H78ZM85 143V142H84ZM83 143V144H84ZM90 143H91V141H90ZM114 143V142H113ZM125 143V142H124ZM206 143V142H205ZM219 143H221V142H219ZM250 143V142H249ZM254 143V142H253ZM261 143V142H260ZM259 143V144H260ZM67 144V143H66ZM92 144H93V142H92ZM107 144V143H106ZM116 144V143H115ZM118 144V143H117ZM126 144V143H125ZM169 144V143H168ZM223 144V143H222ZM231 144H232V142H231ZM22 145V144H21ZM69 145V144H68ZM75 145V144H74ZM78 145V144H77ZM82 145V144H81ZM120 145V144H119ZM122 145V144H121ZM120 145V146H121ZM205 145V144H204ZM253 145V144H252ZM255 145V144H254ZM257 145V144H256ZM260 145H262V143L260 144ZM264 145V144H263ZM20 146V145H19ZM206 147L205 148H208L207 147V145H205ZM236 146V145H235ZM245 146V145H244ZM22 147V146H21ZM34 147V146H33ZM36 147V146H35ZM34 147V148H35ZM100 147V146H99ZM102 147V146H101ZM106 147V146H105ZM188 147V146H187ZM199 148H200V146H198ZM243 147V146H242ZM16 148V147H15ZM31 148V147H30ZM107 148H109V147H107ZM106 148V149H107ZM121 148H122V146H121ZM128 148V147H127ZM202 148V147H201ZM220 148V147H219ZM234 148V147H233ZM244 148V147H243ZM252 148H253V146H252ZM255 148H256V146L254 147V150H255ZM259 148V147H258ZM13 149V148H12ZM17 149V148H16ZM68 149V148H67ZM105 149V150H106ZM126 149V148H125ZM203 149V148H202ZM212 149V148H211ZM237 149V148H236ZM40 150V149H39ZM90 150V149H89ZM115 150V149H114ZM129 150V149H128ZM141 149H139V151H140ZM191 150V149H190ZM196 150V149H195ZM200 150V149H199ZM207 150V149H206ZM243 150V149H242ZM253 150V149H252ZM13 151H14V149H13ZM16 151V150H15ZM59 151V150H58ZM86 151V150H85ZM111 151V150H110ZM123 151V150H122ZM162 151V150H161ZM210 151V150H209ZM212 151V150H211ZM220 151V150H219ZM226 151V150H225ZM228 151V150H227ZM68 152H71V151H66V153H68ZM78 152V151H77ZM88 152V151H87ZM146 152V151H145ZM173 152V151H172ZM233 151H231V153H232ZM240 152V151H239ZM246 152V151H245ZM65 153V157H67V154ZM92 153V152H91ZM94 153V152H93ZM125 153V152H124ZM129 153V152H128ZM218 153V152H217ZM242 153H244V152H242ZM242 153H240V154H242ZM251 153V152H250ZM252 153H254V155H255V158L256 157H258V159H260L259 157L261 156V157H263V155H264V150H262L261 148H259V150L258 151H256V152H252ZM44 154V153H43ZM125 154H127V153H125ZM162 154V153H161ZM169 154V153H168ZM216 154V153H215ZM219 154H220V152H219ZM218 154V155H219ZM226 154V153H225ZM9 155V154H8ZM74 155V154H73ZM97 155V154H96ZM231 155H233V154H231ZM230 155V156H231ZM84 156V155H83ZM145 156V155H144ZM167 156V155H166ZM197 156V155H196ZM205 156V155H204ZM217 156V155H216ZM238 156V155H237ZM242 156V155H241ZM246 156V155H245ZM6 157V155L4 154V153H0V160L2 161L4 158ZM8 157V156H7ZM11 157V156H10ZM17 157V156H16ZM60 157L62 158V159H64L65 157H64V155L62 154H60ZM75 157V156H74ZM111 158H112V156H110ZM222 157V156H221ZM220 157V158H221ZM224 157V156H223ZM12 158V157H11ZM85 158V157H84ZM83 158V159H84ZM150 158H152V157H150ZM185 158V157H184ZM217 158V157H216ZM219 158V160H221ZM68 159V161H71L73 158L72 157H69V158H67ZM92 159V158H91ZM94 159V158H93ZM101 159V158H100ZM183 159V158H182ZM215 159V158H214ZM226 159V158H225ZM234 159V158H233ZM236 159V158H235ZM250 159V158H249ZM257 159V160H258ZM8 160V159H7ZM35 160H37V159H35ZM137 160V159H136ZM188 160V159H187ZM232 160V159H231ZM237 160V159H236ZM235 160V161H236ZM74 161H75V159H74ZM96 161V160H95ZM102 161H103V159H102ZM117 161V160H116ZM124 161V160H123ZM146 161V160H145ZM153 161V160H152ZM207 161V160H206ZM252 161V160H251ZM3 162H4V160H3ZM137 162V161H136ZM141 162V161H140ZM218 162H220V161H218ZM228 162V161H227ZM258 162V161H257ZM73 163V162H72ZM78 162H76V164H77ZM116 163V162H115ZM118 163H119V161H118ZM148 163V162H147ZM170 163H172V162H170ZM191 163V162H190ZM193 163H195V162H193ZM202 163V162H201ZM208 163H209V161H208ZM210 163H212L211 161H210ZM223 163V162H222ZM229 163V162H228ZM234 163H236V162H234ZM243 163V162H242ZM4 164V163H3ZM117 164V163H116ZM121 164V163H120ZM149 164V163H148ZM188 164H189V162H188ZM192 164V163H191ZM190 164V165H191ZM215 164H217V166H218V163H215ZM214 164V165H215ZM220 164H221V162H220ZM238 164V163H237ZM250 164V163H249ZM261 164V163H260ZM259 164V165H260ZM75 165V164H74ZM80 165V164H79ZM87 165V164H86ZM113 165V164H112ZM172 165V164H171ZM202 165V164H201ZM209 165V164H208ZM213 165V164H212ZM222 165V164H221ZM230 165V164H229ZM253 165V164H252ZM258 165V164H257ZM152 166V165H151ZM196 166V165H195ZM205 166V165H204ZM217 166H215V167H217ZM223 166V165H222ZM115 167V166H114ZM121 167V166H120ZM144 167V166H143ZM191 167V166H190ZM198 167V166H197ZM208 167V166H207ZM214 167V166H213ZM215 167H214V169H215ZM224 167V166H223ZM6 171H8V172H10V173H20V172H22L21 170H22V167L19 165V164H17V163H15V162H9V163H7V164H5V166L3 167ZM59 168V167H58ZM77 168V167H76ZM87 168V167H86ZM209 168V167H208ZM262 168V167H261ZM24 169V168H23ZM152 169V168H151ZM160 169V168H159ZM192 169H194V168H192ZM217 169V168H216ZM27 170V169H26ZM134 170V169H133ZM190 170V169H189ZM233 170V169H232ZM261 170V169H260ZM262 170H264L263 168H262ZM25 171V170H24ZM67 171V170H66ZM119 171V170H118ZM147 171V170H146ZM163 171V170H162ZM206 171V170H205ZM219 171V170H218ZM217 171V172H218ZM221 171V170H220ZM224 171V170H223ZM234 171H236V170H234ZM257 171H259V169L257 170ZM75 172V171H74ZM96 172H99V171H96ZM116 172H117V170H116ZM151 172V171H150ZM238 172V171H237ZM260 172V171H259ZM38 173V172H37ZM45 173V172H44ZM65 173V172H64ZM91 173V172H90ZM119 173V172H118ZM123 173V172H122ZM134 173V172H133ZM176 173V172H175ZM188 173V172H187ZM186 173V174H187ZM239 173V172H238ZM247 173V172H246ZM250 173V172H249ZM261 173V172H260ZM21 174V173H20ZM25 174V173H24ZM47 174V173H46ZM105 174V173H104ZM117 174V173H116ZM120 174V173H119ZM190 174V173H189ZM204 174V173H203ZM233 174V173H232ZM237 174V173H236ZM240 174V173H239ZM251 174V173H250ZM15 175H17V174H15ZM88 175V174H87ZM96 175V174H95ZM135 175V174H134ZM245 175V174H244ZM252 175V174H251ZM36 176V175H35ZM124 176V175H123ZM146 176V175H145ZM189 176V175H188ZM224 176V175H223ZM227 176V175H226ZM243 176V175H242ZM258 176V175H257ZM20 177V176H19ZM48 177V176H47ZM79 177V176H78ZM95 177H97V176H95ZM99 177V176H98ZM126 177V176H125ZM128 177H129V175H128ZM128 177H127V180H128ZM132 177H133V175H132ZM149 177V176H148ZM155 177V176H154ZM166 177V176H165ZM29 178H31V176L29 177ZM143 178V177H142ZM230 178V177H229ZM262 178H263V176H262ZM52 179V178H51ZM61 179V178H60ZM88 179V178H87ZM130 179V178H129ZM161 179V178H160ZM227 179V178H226ZM232 179V178H231ZM264 179V178H263ZM4 180V179H3ZM11 180V179H10ZM20 180V179H19ZM123 180V179H122ZM220 180H222L223 181V179H220ZM243 180V179H242ZM249 180V179H248ZM253 180V179H252ZM257 180V179H256ZM12 181V180H11ZM16 181V180H15ZM37 181V180H36ZM40 181V180H39ZM60 181V180H59ZM59 181H57V183H59ZM169 181V180H168ZM209 181V180H208ZM215 181V180H214ZM43 182V181H42ZM45 183H46V181H44ZM230 182V181H229ZM252 182V181H251ZM1 183V182H0ZM7 183H8V181H7ZM48 183V182H47ZM62 183V182H61ZM64 183H65V181H64ZM96 183V182H95ZM101 183H103V182H101ZM105 183V182H104ZM118 183V182H117ZM121 183V182H120ZM235 183V182H234ZM246 183H248L247 181H246ZM252 183H254V182H252ZM258 183H259V181H258ZM16 184V183H15ZM21 184V183H20ZM34 184V183H33ZM69 184V183H68ZM244 184V183H243ZM249 184H250V182H249ZM248 184V185H249ZM16 185H19V183L18 184H16ZM35 185V184H34ZM34 185H32L31 184V186L29 185V186H27V188L29 187L31 190H37V188L34 186ZM60 185V184H59ZM78 185V184H77ZM93 185V184H92ZM107 185V184H106ZM174 185V184H173ZM176 185V184H175ZM10 186V184H0V193H5L7 190V188ZM21 186V185H20ZM23 186V185H22ZM25 186V185H24ZM23 186V188H25ZM56 186H58V185H56ZM114 186V185H113ZM133 186V185H132ZM158 186V185H157ZM168 186V185H167ZM12 187V186H11ZM147 187V186H146ZM149 187H150V185H149ZM179 187V186H178ZM184 187V186H183ZM100 188V187H99ZM108 188V187H107ZM117 188V187H116ZM120 188V187H119ZM126 188V187H125ZM129 188V187H128ZM131 188V187H130ZM145 188V187H144ZM148 188V187H147ZM156 188H158V187H156ZM174 188V187H173ZM176 188V187H175ZM180 188V187H179ZM186 188V187H185ZM9 189V188H8ZM67 189H69V188H67ZM137 189V188H136ZM143 189V188H142ZM155 189V188H154ZM181 189V188H180ZM183 189V188H182ZM25 190V189H24ZM145 190V189H144ZM189 190V189H188ZM206 190V189H205ZM204 190V191H205ZM213 190V189H212ZM216 190V189H215ZM230 190V189H229ZM19 191V190H18ZM113 191V190H112ZM118 191H119V189H118ZM121 191V190H120ZM119 191V192H120ZM143 191V190H142ZM159 191V190H158ZM168 191V190H167ZM173 191V190H172ZM201 191V190H200ZM218 191V190H217ZM223 191V190H222ZM43 192V191H42ZM111 192V191H110ZM109 192V193H110ZM114 192V191H113ZM112 192V193H113ZM169 192V191H168ZM177 192V191H176ZM190 192V191H189ZM209 192V191H208ZM214 192H216V191H214ZM245 192V191H244ZM251 192V191H250ZM10 193V192H9ZM27 193H29V192H27ZM115 193V192H114ZM181 193V192H180ZM192 193V192H191ZM197 193V192H196ZM209 193H211V192H209ZM220 193H221V191H220ZM236 193V192H235ZM262 193V192H261ZM117 194V193H116ZM150 194V193H149ZM155 194V193H154ZM153 194V195H154ZM159 194V193H158ZM182 194H183V192H182ZM193 194V193H192ZM204 194V193H203ZM206 194V193H205ZM212 194V193H211ZM223 194V193H222ZM239 194V193H238ZM248 194V193H247ZM246 194V195H247ZM253 194V193H252ZM121 195V194H120ZM164 195V194H163ZM174 195V194H173ZM194 195V194H193ZM210 195V194H209ZM240 195V194H239ZM245 195V194H244ZM37 195H35L34 194V197H36ZM79 196V195H78ZM85 196V195H84ZM92 196V195H91ZM123 196V195H122ZM124 196H128V195H124ZM189 196V195H188ZM208 196V195H207ZM229 196V195H228ZM251 196V195H250ZM257 196V195H256ZM1 197H3V196H1ZM113 197V196H112ZM168 197V196H167ZM174 197V196H173ZM173 197H171V198H173ZM176 197V196H175ZM182 197V196H181ZM190 197V196H189ZM188 197V198H189ZM233 197V196H232ZM235 197V196H234ZM241 197V196H240ZM40 198V197H39ZM93 198V197H92ZM120 198V197H119ZM246 198V197H245ZM249 198V197H248ZM85 199V198H84ZM121 199V198H120ZM119 199V200H120ZM125 199V198H124ZM128 199V198H127ZM158 199V198H157ZM170 199V198H169ZM190 199V198H189ZM204 199V198H203ZM238 199V198H237ZM250 199V198H249ZM248 199V200H249ZM12 200V199H11ZM10 200V201H11ZM14 200V199H13ZM19 200V199H18ZM94 200V199H93ZM139 200V199H138ZM141 200V199H140ZM218 200V199H217ZM231 200V199H230ZM233 200V199H232ZM253 200H255V199H253ZM57 201V200H56ZM96 201V200H95ZM101 201V200H100ZM128 201V200H127ZM179 201H182V199L180 200L179 199ZM192 201V200H191ZM194 201V200H193ZM192 201V202H193ZM219 201V200H218ZM236 201V200H235ZM241 201V200H240ZM3 202H4V200H3ZM77 202V201H76ZM98 202V201H97ZM146 202V201H145ZM227 202V201H226ZM253 202V201H252ZM45 202H43V204H44ZM81 203V202H80ZM120 203H121V201H120ZM238 203V202H237ZM263 203V202H262ZM28 204V203H27ZM26 204V205H27ZM49 204V203H48ZM101 205H102V203H100ZM118 204V203H117ZM163 204V203H162ZM185 204V203H184ZM220 204V203H219ZM219 204H217V205H219ZM224 204V203H223ZM247 204V203H246ZM245 204V205H246ZM261 204V203H260ZM25 205V206H26ZM42 205V204H41ZM51 205V204H50ZM53 205V204H52ZM51 205V206H52ZM61 205V204H60ZM84 205H86V204H84ZM121 205V204H120ZM128 205V204H127ZM180 205V204H179ZM193 205V204H192ZM208 205H210V204H208ZM227 205V204H226ZM232 205V204H231ZM255 205V204H254ZM254 205H252V206H254ZM257 205V204H256ZM8 206H10V205H8ZM73 206V205H72ZM75 206V205H74ZM113 206V205H112ZM125 206V205H124ZM162 206V205H161ZM181 206V205H180ZM260 206H262V205H260ZM1 207H2V205H1ZM10 207H13L12 205L10 206ZM29 207H32V206H29ZM39 207V206H38ZM37 207V208H38ZM41 207V206H40ZM47 207V206H46ZM81 207V206H80ZM87 207V206H86ZM126 207V206H125ZM141 207V206H140ZM185 207V206H184ZM201 207V206H200ZM216 207V206H215ZM228 207H230V206H228ZM235 207V206H234ZM244 207V206H243ZM246 207V206H245ZM15 208V207H14ZM25 208V207H24ZM63 208V207H62ZM85 208V207H84ZM114 208V207H113ZM179 208H181V207H179ZM186 208V207H185ZM189 208V207H188ZM191 208V207H190ZM236 208V207H235ZM249 208V207H248ZM256 208V207H255ZM41 209V208H40ZM48 209V208H47ZM120 209H124V208H120ZM153 209V208H152ZM172 209V208H171ZM214 209V208H213ZM228 209V208H227ZM252 209V208H251ZM43 210V209H42ZM52 210V209H51ZM54 210H56V209H54ZM59 210V209H58ZM70 210V209H69ZM126 210V209H125ZM147 210V209H146ZM173 210V209H172ZM184 210V209H183ZM191 209H189V211H190ZM208 210V209H207ZM8 211H10V210H8ZM15 211V210H14ZM53 211V210H52ZM71 211V210H70ZM72 211H73V209H72ZM71 211V212H72ZM124 211V210H123ZM161 211V210H160ZM162 211H163V209H162ZM175 211V210H174ZM186 211V210H185ZM212 211V210H211ZM242 211V210H241ZM2 212V211H1ZM38 212H40V211H38ZM55 212V211H54ZM113 212V211H112ZM117 212V211H116ZM192 212V211H191ZM216 212V211H215ZM248 212V211H247ZM4 213V212H3ZM43 213V212H42ZM161 213H163V212H161ZM167 213H169V212H167ZM166 213V214H167ZM196 213H198V212H196ZM252 213V212H251ZM12 214V213H11ZM62 214V213H61ZM90 214V213H89ZM119 214H121V211H120V213ZM118 214V215H119ZM125 214H127V213H125ZM193 214V213H192ZM191 214V215H192ZM207 214V213H206ZM17 215V214H16ZM15 215V216H16ZM21 215H23V214H21ZM55 215V214H54ZM53 215V216H54ZM63 215H65V214H63ZM78 215V214H77ZM113 215H114V213H113ZM112 215V216H113ZM116 215V214H115ZM122 215V214H121ZM208 215V214H207ZM219 215V214H218ZM245 215H248V214H245ZM250 215V214H249ZM66 216V215H65ZM169 216V215H168ZM233 216V215H232ZM17 217V216H16ZM161 217V216H160ZM179 217V216H178ZM194 217H195V215H194ZM193 217V218H194ZM197 217V216H196ZM17 218H19V217H17ZM65 218V217H64ZM8 219V218H7ZM62 219H63V217H62ZM72 219V218H71ZM190 219V218H189ZM252 219V218H251ZM262 219V218H261ZM24 220V219H23ZM29 220V219H28ZM31 220V219H30ZM33 220H35V219H33ZM117 220V219H116ZM119 220H120V217H119ZM146 220V219H145ZM197 220V219H196ZM221 220V219H220ZM19 221V220H18ZM25 221V220H24ZM56 221H58V220H56ZM118 221V220H117ZM125 221V220H124ZM128 221V220H127ZM236 221V220H235ZM259 221V220H258ZM13 222H15V221H12V223ZM61 222V221H60ZM86 222H88L87 220H86ZM129 222V221H128ZM168 222V221H167ZM170 222V221H169ZM11 223V222H10ZM17 223V222H16ZM20 223V222H19ZM32 223H34V222H32ZM40 223H42V222H40ZM54 223V222H53ZM53 223H51V224H53ZM89 223V222H88ZM214 223V222H213ZM228 223H229V221H228ZM237 223V222H236ZM251 223V222H250ZM24 224V223H23ZM28 224V223H27ZM61 224V223H60ZM201 224V223H200ZM207 224V223H206ZM216 224V223H215ZM248 224V223H247ZM252 224H253V222H252ZM259 224V223H258ZM1 225V224H0ZM6 225V224H5ZM13 225H15V224H13ZM44 225V224H43ZM77 225V224H76ZM75 225V226H76ZM128 225V224H127ZM194 225V224H193ZM251 225V224H250ZM255 225V224H254ZM16 226V225H15ZM18 226H19V224H18ZM32 226V225H31ZM30 226V227H31ZM41 226V225H40ZM51 226V225H50ZM126 226V225H125ZM145 226V225H144ZM201 226V225H200ZM209 226V225H208ZM226 226V225H225ZM240 226V225H239ZM264 226V225H263ZM56 227V226H55ZM78 227V226H77ZM80 227V226H79ZM197 227V226H196ZM210 227V226H209ZM214 227H216V226H214ZM242 227V226H241ZM247 227H248V225H247ZM250 227V226H249ZM259 227H260V224H259ZM259 227H256L257 229L259 228ZM9 228V227H8ZM37 228V227H36ZM45 228V227H44ZM62 228H64V227H62ZM74 228V227H73ZM212 228V227H211ZM219 228H221V226L219 227ZM3 229V228H2ZM57 229V228H56ZM84 229V228H83ZM152 229V228H151ZM198 229V228H197ZM234 229H235V227H234ZM239 229V228H238ZM241 229V228H240ZM247 228H245V230H246ZM15 230V229H14ZM16 230H17V228H16ZM47 230V229H46ZM205 230V229H204ZM216 230V229H215ZM226 228H225V232H226ZM230 230V229H229ZM260 230V229H259ZM1 231V230H0ZM6 231V230H5ZM8 231V230H7ZM36 231V230H35ZM54 231V230H53ZM60 231V230H59ZM75 231V230H74ZM77 231V230H76ZM89 231V230H88ZM87 231V232H88ZM161 231V230H160ZM176 231V230H175ZM237 231V230H236ZM243 231H244V229H243ZM247 231V230H246ZM256 231V230H255ZM15 232V231H14ZM56 232V231H55ZM63 232V231H62ZM61 232V233H62ZM99 232V231H98ZM141 232V231H140ZM194 232V231H193ZM245 232V231H244ZM3 233H4V231H3ZM8 233H10V232H8ZM13 233V232H12ZM11 233V234H12ZM60 233V232H59ZM69 233H71V232H69ZM162 233V232H161ZM212 233V232H211ZM234 233V232H233ZM27 234V233H26ZM83 234V233H82ZM91 234V233H90ZM191 234V233H190ZM244 234V233H243ZM257 234V233H256ZM262 234V233H261ZM8 235V234H7ZM43 235V234H42ZM54 235V234H53ZM70 235V234H69ZM78 235V234H77ZM149 235V234H148ZM168 235V234H167ZM184 235V234H183ZM216 234H214L213 236H215ZM251 235V234H250ZM6 236V235H5ZM15 236V235H14ZM31 236V235H30ZM37 236V235H36ZM57 236V235H56ZM60 235H58V237H59ZM218 236V235H217ZM216 236V237H217ZM252 236V235H251ZM47 237V236H46ZM158 237V236H157ZM198 237V236H197ZM203 237V236H202ZM228 237V236H227ZM232 237H234L233 235H232ZM259 237V236H258ZM1 238V237H0ZM15 238H17V237H15ZM25 238V237H24ZM33 238H35V237H33ZM162 238V237H161ZM200 238V237H199ZM224 238V237H223ZM252 238V237H251ZM7 239V238H6ZM27 239H28V236H27ZM31 239V238H30ZM43 239H44V237H43ZM48 239V238H47ZM62 240H63V238H61ZM142 239V238H141ZM160 239V238H159ZM189 239V238H188ZM198 239V238H197ZM206 240V239H205ZM220 240V239H219ZM247 240V239H246ZM2 241V240H1ZM26 241V240H25ZM38 241H40V240H38ZM44 241H45V239H44ZM138 241H140V240H138ZM198 241V240H197ZM261 241H262V239H261ZM5 242V241H4ZM30 242H31V240H30ZM142 242V241H141ZM181 242V241H180ZM205 242V241H204ZM208 242V241H207ZM246 242V241H245ZM6 243V242H5ZM14 243V242H13ZM13 243H9V244H7L9 247H11V248H14L15 249V245L13 244ZM28 243V242H27ZM26 243V244H27ZM48 243H49V241H48ZM71 243V242H70ZM77 243V242H76ZM220 243V242H219ZM249 243V242H248ZM21 244V243H20ZM19 244V245H20ZM29 244V243H28ZM75 244V243H74ZM151 244V243H150ZM201 244V243H200ZM211 244V243H210ZM34 245H35V243H34ZM52 245V244H51ZM71 245V244H70ZM3 246V245H2ZM22 246V245H21ZM38 246V245H37ZM202 246V245H201ZM211 246V245H210ZM236 246V245H235ZM261 246V245H260ZM8 247V248H9ZM40 247H42V245H40ZM51 247V246H50ZM148 247V246H147ZM182 247V246H181ZM192 247H195V246H192ZM222 247V246H221ZM244 247V246H243ZM252 247V246H251ZM65 248H67V247H65ZM196 248V247H195ZM199 248H200V246H199ZM202 248V247H201ZM3 249V248H2ZM17 249V248H16ZM68 249V248H67ZM184 249V248H183ZM211 249V248H210ZM216 249V248H215ZM264 249V248H263ZM54 249H52V251H53ZM70 250V249H69ZM124 250V249H123ZM140 250H141V248H140ZM149 250V249H148ZM163 250V249H162ZM221 250V249H220ZM229 250V249H228ZM243 250H244V248H243ZM242 250V251H243ZM258 250V249H257ZM256 250V251H257ZM261 250V249H260ZM21 251V250H20ZM38 251V250H37ZM73 250H71V252H72ZM77 251V250H76ZM119 251V250H118ZM150 251V250H149ZM148 251V252H149ZM180 251V250H179ZM241 251V252H242ZM262 251V250H261ZM3 252V251H2ZM6 252V251H5ZM62 252V251H61ZM64 252V251H63ZM67 252V251H66ZM141 252V251H140ZM175 252V251H174ZM182 252V251H181ZM184 252V251H183ZM188 252V251H187ZM206 252V251H205ZM211 252V251H210ZM209 252V253H210ZM216 252V251H215ZM248 252V251H247ZM11 253V252H10ZM36 253V252H35ZM49 253V252H48ZM76 253V252H75ZM86 253V252H85ZM142 253H144V252H142ZM152 253V252H151ZM150 253V254H151ZM224 253V252H223ZM263 253V252H262ZM261 253V254H262ZM6 254V253H5ZM9 254V253H8ZM30 255H31V252L29 253ZM56 254V253H55ZM148 254V253H147ZM176 254V253H175ZM228 254V253H227ZM7 255V254H6ZM45 255V254H44ZM51 255H53V254H51ZM61 255H62V253H61ZM73 255V254H72ZM90 255V254H89ZM91 255H93V254H91ZM138 255V254H137ZM141 255H143V254H141ZM178 255V254H177ZM203 255V254H202ZM229 255V254H228ZM234 255H235V253H234ZM62 256H64V255H62ZM151 256V255H150ZM192 256V255H191ZM205 257H206V255H204ZM208 256H210V255H208ZM221 256V255H220ZM263 256V255H262ZM4 257H5V255H4ZM139 257V256H138ZM137 257V258H138ZM148 257V256H147ZM183 257V256H182ZM253 257V256H252ZM251 257V258H252ZM255 257V256H254ZM2 258V257H1ZM7 258H8V256H7ZM43 258V257H42ZM41 258V259H42ZM63 258V257H62ZM89 258V257H88ZM158 258V257H157ZM177 258V257H176ZM203 258V257H202ZM216 258H218V257H216ZM6 259V258H5ZM35 259V258H34ZM47 259V258H46ZM50 259V258H49ZM56 259V258H55ZM74 259V258H73ZM140 259V258H139ZM237 259V258H236ZM258 259V258H257ZM8 260V259H7ZM143 260V259H142ZM161 260V259H160ZM217 260V259H216ZM252 260V259H251ZM259 260V259H258ZM10 261V260H9ZM17 261V260H16ZM19 261H21V260H19ZM25 261V260H24ZM44 261V260H43ZM50 261H52V260H50ZM63 261V260H62ZM81 261V260H80ZM159 261V260H158ZM210 261V260H209ZM224 261V260H223ZM233 261V260H232ZM255 261H256V259H255ZM217 262V261H216ZM236 262V261H235ZM11 263V262H10ZM137 264H138V262H136ZM192 263V262H191ZM206 263V262H205ZM260 263V262H259ZM9 264V263H8ZM43 264V263H42ZM70 264V263H69ZM213 264V263H212ZM228 264V263H227ZM257 264V263H256ZM261 264V263H260Z\"/></svg>",
  "mask_w": 264,
  "mask_h": 264
}]
</instances>
